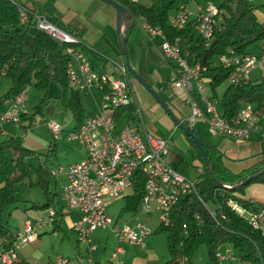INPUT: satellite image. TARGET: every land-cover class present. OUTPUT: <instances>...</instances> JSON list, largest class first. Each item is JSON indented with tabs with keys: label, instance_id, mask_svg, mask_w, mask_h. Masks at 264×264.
<instances>
[{
	"label": "trees",
	"instance_id": "trees-1",
	"mask_svg": "<svg viewBox=\"0 0 264 264\" xmlns=\"http://www.w3.org/2000/svg\"><path fill=\"white\" fill-rule=\"evenodd\" d=\"M116 1L125 6L134 17L141 15L152 26L161 28L168 41L174 42L177 39L180 49L188 52V62L199 63L203 67L201 74L208 81L210 93L208 97L217 100V110L222 117L232 118L245 103H251L254 109L259 110L264 116V81L249 79L242 83H229L227 76L230 68L219 62L221 54L232 50L235 54L243 55L250 52L249 46L252 43L261 42L264 38V26L254 12L253 3L248 0H223L220 3V7L224 9L222 21L214 27L210 37H203L197 33L192 23H188L183 28H176L169 23L170 12L176 4L189 0H150L148 5L139 1ZM30 10L35 11L33 8ZM45 14L51 21L78 36L79 33H74L55 16ZM133 26L134 22L127 29ZM125 30L123 29V35L126 40ZM65 46L64 43L37 29L33 15H29L27 22L21 23L18 7L12 0H0V75L10 80L9 88L0 94V102L15 97L27 85L46 91L50 81L54 80L63 92L70 90L68 107L76 123L80 124L88 118L79 100L78 88L70 87L68 82L66 67L70 56ZM214 57L218 59L216 64H213ZM113 74L118 75L119 73L117 71ZM126 75L131 101L116 110L115 118L123 113L128 114V119L136 117L137 106L133 102L131 86V80L135 78L127 69ZM225 80L227 84L218 95L217 87ZM193 94L194 98L199 101V94ZM47 99L44 93L34 111L30 115L22 112L20 118L28 120L30 124L37 114H42ZM199 103L202 104L200 101ZM261 130L264 134V124ZM195 133L202 137L196 131ZM185 138L196 152L202 169L195 179L196 190L181 194L172 207L169 222L166 224L159 222L156 226V230L166 232L168 258L164 264H193L194 242L202 223L208 225L207 257L212 263L218 261L216 253L219 246L225 243L236 248L240 261L264 264V235L228 203L230 199L246 208H256V205L249 202V198L243 196V191L245 186L251 182L264 183V170L245 183L241 181L264 166V155L261 160L246 169L231 171L224 165L219 151L202 137L206 157L213 172L211 174L193 138L186 134ZM54 146H56L54 138L50 141L46 152L28 148L23 144L20 136H10L0 140V171L7 160L8 153L12 152L13 155L12 171L0 186V245L3 247L2 251L11 248L15 241V236L3 224L2 216L7 206L16 200L15 185L17 183L28 179V185L40 188L43 201L41 203L32 202V206L46 209L58 202L55 199L57 193L52 189V186L56 184V179L50 167L46 165L48 158L54 155ZM39 155H43L44 160H38L36 164L29 161V157L39 158ZM175 168L186 175L182 168ZM144 180V175L140 171L134 173L130 191L124 195L126 204L123 208L125 210L131 212L138 210L144 194ZM63 207L62 204L54 208L55 229L59 227L58 217L64 214Z\"/></svg>",
	"mask_w": 264,
	"mask_h": 264
},
{
	"label": "built area",
	"instance_id": "built-area-1",
	"mask_svg": "<svg viewBox=\"0 0 264 264\" xmlns=\"http://www.w3.org/2000/svg\"><path fill=\"white\" fill-rule=\"evenodd\" d=\"M138 2L139 0H130ZM188 2L180 1L169 15V23L176 28H183L192 23L198 34L210 37L214 27L222 21L224 9L208 3L205 8L198 4L188 9ZM15 3V2H14ZM21 23L28 21L33 15L37 29L52 38L64 43L70 59L66 67L68 82L73 87L94 85L102 91L100 112L86 118L82 123L66 133V138L76 140L86 151L85 156L72 162L66 169V182L63 185L62 199L64 205L79 215L70 221L71 229L77 239L87 245V264H94L91 251L96 248L92 232L99 228H112L118 242H129L140 247L145 246L146 237L151 233L150 227L142 222L128 223L122 221L116 227V220L106 212L105 199L127 194L130 191L134 173L140 171L144 175V194L139 203L142 212L148 214L152 209L158 211L160 223L169 222L171 210L181 194L196 190V181L179 172L171 164L168 139L149 132L143 123L140 126L129 123L122 125L117 131L115 112L130 103L129 84L124 63L117 64L118 75L93 69L88 58L78 47L81 40L78 36L51 21L44 12L31 11L24 4L16 3ZM141 27L150 36L160 35L163 55L174 58L177 62V73L173 77L174 87L191 88L196 85L199 101L190 99V113L182 120L193 126L197 120L207 123L210 134H223L235 139H245L250 135L254 125L260 122L262 114L254 109L251 103H245L230 119L222 117L217 110V102L202 93L204 76L199 63L191 64L187 60V51H182L177 39L168 41L161 28L152 26L143 16H138ZM264 26V21H261ZM219 62L230 68L227 81L232 84L246 82L254 69L264 70V38L260 42L258 53L248 52L235 54L232 50L219 56ZM21 91L12 98L13 105L0 112V124L4 121L16 122L20 119V108L24 97ZM140 108H136V115ZM107 111V112H104ZM51 135H60L62 126L53 119L46 121ZM53 173V171H51ZM256 205L249 209L228 200V203L248 222L264 235V204L249 199ZM45 218L34 222L27 221L22 232L15 236L14 244L0 253V260L12 262L16 258V249L23 243L32 242L37 238L36 226L53 225L55 209L48 208ZM124 251L117 245L111 253V259L118 261ZM217 262L220 264L227 253L217 251ZM54 264H85L75 262L73 258L58 254ZM247 264H254L247 262Z\"/></svg>",
	"mask_w": 264,
	"mask_h": 264
},
{
	"label": "crops",
	"instance_id": "crops-1",
	"mask_svg": "<svg viewBox=\"0 0 264 264\" xmlns=\"http://www.w3.org/2000/svg\"><path fill=\"white\" fill-rule=\"evenodd\" d=\"M31 1L33 5L32 7H29L30 9L33 8L35 9V11L45 12L48 15H53L62 24L69 27L74 33H79L78 38L81 40V42L78 44V47L86 55L93 69L101 72L103 71L107 73H113L118 71L117 64L124 63V57L120 51L117 42L116 32H115V11L110 4L102 0H31ZM248 1L253 3V1H257V0H248ZM259 1L261 2L260 6L257 7V5L255 4L256 7L254 9V12L257 18L259 19V21L261 22L264 21V0H259ZM36 2H38L40 5L39 9H37ZM22 4L25 5V3ZM45 7L46 9H44ZM124 30H125L124 34L126 35L128 56L131 65L148 81V83L151 84V86L156 90L157 93L158 90L156 86L160 89H165L168 87V91L170 92L168 99L163 97L162 95L160 96L169 104L175 115L181 121L184 120V118L190 113V112L187 113V111H185L184 109L185 104L189 106V110H190V99L195 97L193 93L198 94L196 85L192 83L191 88L174 87L173 77L177 73L178 65L174 58H169L163 55L160 46L162 37L160 35L151 36V37H158L159 41L158 43H155L154 41L151 40L150 37L148 36L143 37L141 33L137 32L135 23L133 28L127 29L126 27L124 28ZM259 46H260V42H259ZM51 81L49 83V88H52L54 90V95L56 96L57 99L68 93L69 90L63 92L56 81H55L56 82L55 85H52L53 83H51ZM204 82H207V89H208V81L204 79ZM170 85H171V89L169 88ZM9 86H10V80L5 76L0 75V94L5 92L9 88ZM131 86L133 89V94L136 97V99L133 98L134 103L139 104L138 102L139 99H137V93H138L139 96L142 95L150 102V103L145 102L144 105L148 106L150 104V106H152V104L157 103L158 108L161 107L159 103L150 95V93L137 80L132 79ZM204 90L205 87L203 89V94H204ZM23 91L25 94L23 98L28 99L31 94L29 87ZM91 92L95 104L92 110H90L92 112L91 114L86 113V109L84 106L85 114L87 117L93 116L100 112V105H101L100 99L102 98L101 97L102 91L99 88H97L95 92L93 90ZM49 94L53 95L52 92H50ZM204 95L209 96L210 93ZM39 98L40 97H37V99ZM213 100L216 99L214 98ZM12 105H13L12 98L7 99L2 103L0 102V112L11 108ZM139 108H140L139 114H137L136 117L134 118L128 119L127 113H123L117 116L116 118L117 128H115V131H117L122 125L127 123L137 126H140V124L143 123L142 125H144V127L149 132L158 135L159 134L158 131H159L160 136L162 135V137L168 139L169 137L165 136L167 132H164V134H162V132L157 128V126H152L147 124V121L145 122L144 117L141 115L142 109L141 107ZM150 108L151 107H149V111ZM157 110L158 109H155L153 111H157ZM49 111H52L50 115L53 116H50V118L46 119L42 115L43 114L42 112L41 117H38L39 114H37V116H35L34 120L30 124L28 123V120L21 118L18 121H16L18 122V124L12 121L2 122L0 124V140L7 139L10 136H20L23 140V144L28 148L38 152H46L50 141L54 138L46 126V121L49 119H53V120L56 119V121L62 123V121H64L67 118V114H69L70 112V110L67 111V109L63 108L60 102L58 101L53 103V107ZM25 113L27 115L31 114L28 111H26ZM263 118L264 116L261 117L260 121H262ZM263 124L264 123L259 122L257 125H254L250 131L249 137L245 139H235L231 136H227L223 134H210L207 130V123L204 120H197L193 126L195 127L194 132L196 131L198 134H200L208 143H210L213 147H215L217 151H219V153L222 155V161L227 168H229L231 171H240L255 164L256 162L261 160L264 155V134L263 131L261 130ZM173 125L177 127V125H175L174 122ZM179 130L181 132V135L180 134L177 135L173 142L174 144H176L177 149L173 150L172 146L169 145V141H168L171 164L174 166V168L175 167L182 168L187 177H189L187 175V171L191 164L193 167H195V174L198 175V173L202 169V164L198 159L197 154L194 151L193 147L189 145L188 141L186 140L185 133L180 128ZM60 135L54 138V140L56 141L57 138H62L63 136L66 137V133L63 136ZM77 146H78V149H76L77 154L71 162H69L67 165L63 166L60 169L58 168V170L50 167V171H53L52 174L55 176V179L57 175L60 174L59 171L62 170V174L64 178L63 185L66 182L67 166L70 163L78 161L85 156L86 153L85 149L79 146L78 144ZM57 181L58 178L56 179V182ZM3 183L4 182H0V186ZM243 196L252 199L257 203L264 204V183L251 182L247 184L244 188ZM42 201H43V196L37 195L36 202L41 203ZM30 206L38 209V211L34 213L26 214L25 219L23 218V220L22 219L19 220L18 224L16 225L15 231L11 230L10 227L6 225L14 236L22 232L24 228V224L27 221L34 222L38 219L45 218L47 214L46 209H39L36 206H32V202ZM69 211L72 210L69 209L68 207L66 209L63 207L62 212L64 214L59 216L57 220V224L59 225L58 229H55V224H56L55 221L53 225L45 224L42 225L41 227L44 226L48 227L52 232V234L55 236H57L58 233L61 231L59 235L60 240L65 237L71 239L68 235L67 230L63 229L59 222L60 217L65 216L67 221V228L73 231L70 227V221L75 219L79 214L75 212L69 215L68 214ZM136 212L139 213L141 212V214L144 217L141 218L140 220L136 219L134 220V222L142 220V222L150 225L151 224L150 215L153 212L154 217L152 216V222L157 221V225H158L159 223L158 211L156 209H152L148 214L142 212L140 208H138ZM136 212H132V213L135 214ZM99 229H103V228H99ZM96 230L97 229H95L92 232L93 233L92 236L94 240L100 238V235L97 233ZM45 231L47 230L38 232L37 238L32 242H28V247L21 248L19 247L20 246L19 245L18 247L20 251L19 252L16 251V258L12 262L7 263L0 260V264H13V263L31 264V262L32 264H54L55 256L60 253L52 252V255H49L52 249L49 250L45 247L43 249L41 248L40 238H41V234L45 233ZM75 236H76L75 242H73L72 245L75 248V250H78L80 243H82V241H79L77 239L76 233ZM147 238L148 237H146V239ZM55 244L57 245V241L55 242ZM96 248H97V243H96ZM2 249L3 247L0 245V253ZM123 249L124 251L120 253L121 255L119 254L118 256L119 262L116 261L117 264H127L126 256L121 258L122 254L126 253L124 247ZM228 250L229 249L227 247V244L225 243L221 244L218 248V252L224 254L227 253ZM87 251L88 248L87 245L85 244V253L78 252V255L75 253L74 257L72 256L73 260L75 262H82L84 260L87 261L86 258ZM206 258L207 261L204 264H211L212 262L209 260V258L208 257ZM227 258H232L231 254L229 257H223L219 261L220 264H222V261ZM110 261H112V259H110ZM130 261H131L130 264H139L140 258L135 254L134 256H130ZM96 262L98 263L99 261L96 260Z\"/></svg>",
	"mask_w": 264,
	"mask_h": 264
},
{
	"label": "rangeland",
	"instance_id": "rangeland-1",
	"mask_svg": "<svg viewBox=\"0 0 264 264\" xmlns=\"http://www.w3.org/2000/svg\"><path fill=\"white\" fill-rule=\"evenodd\" d=\"M12 1L15 3H20V4L25 3L27 7H32L33 5L31 0H12ZM222 1L223 0H195V1H191L188 3V9H193L197 4L201 6L202 8H205L208 5V3H212L215 6H220V3ZM139 2L148 5L150 3V0H139ZM260 3L261 2L259 0L253 1V4L254 5L256 4L257 7L260 6ZM36 6H37V9H39L40 5L38 2H36ZM170 14H172V11L170 12ZM134 23H135L137 32L141 33L143 37L148 36L151 38L152 41H154L155 43H158L159 41L158 37H151L148 35L147 32L143 30V28L141 27V21L138 16L134 18ZM259 48H260L259 42H254L249 46L250 52H253V53H258ZM212 60H213V64L218 63L217 57H214ZM250 79L254 81H261V80L264 81V70L260 68L252 70V72L250 73ZM51 83H53L52 85H55L56 82L51 81ZM226 84H227V81L225 80L223 81V83H221L217 87L218 95L221 94ZM202 85H203V89L205 87L204 94H209V90L207 89V82L203 81ZM28 87L30 89L31 94L28 99L23 98L22 106H19L20 113H22L23 111L25 112L28 111L32 113L34 111L35 106L38 104V102L40 101V98H42L44 93H46L48 97L47 102L43 107L42 115L44 116V118L47 119V118H50V116H53V115H50L52 111H49V110L53 107V103L57 101L60 102L63 108L69 111V107H68V98H69V93H70L69 89H68L69 90L68 93H66L65 95L57 99L56 96L54 95V90L52 88H49V86L46 89V91L38 90L32 85L25 86L24 90H26ZM70 87H73V86L70 85ZM77 88H78L79 100L81 104L83 105V107L85 106L86 113L91 114L92 112L90 110H92L95 104L93 101L94 99H93V95L91 91L93 90L95 92L97 90V87L94 85H82ZM156 88L158 90L159 95H162L163 97L168 99L170 95V92L168 91V87L167 88L164 87L165 89H160L156 86ZM169 88L171 89V85ZM50 92H52L53 95H50L49 94ZM202 93H203V90H202ZM37 97H40V98L37 99ZM101 97H102V94H101ZM133 98L136 99L134 94H133ZM137 99H139L138 100L139 104L138 103H137L138 105L136 103L135 104L137 108L141 107L142 109L141 115L144 117L145 122L147 121V124L152 125V126H157V128L162 132V134H164V132H167L165 136L169 137L168 138L169 145L172 146L173 150L177 149L176 144H174L173 142L177 135L179 134L181 135L179 128L173 125L171 118L167 115V113L164 112L162 107L158 108L157 103L152 104V106H150V104L148 106L144 105L145 102H148V103L150 102L142 95L139 96L138 93H137ZM149 107H151L150 111H149ZM155 109H158V110L153 111ZM184 109L185 111H187V113L190 112L189 106L187 104H185ZM104 112H107V111H104ZM71 115L72 114H70L69 112V114H67V118L64 121H62V123L56 121L55 119V121L62 126L60 136H63L67 132L70 133L72 129L77 125L75 118ZM38 117H41V115H38ZM261 122L264 123V118ZM16 123L18 124V122ZM116 128H117V124H116ZM158 133L160 134L159 131ZM159 134L157 136L162 137V135L160 136ZM55 144L56 146H54V149H55L54 155L48 158V160L46 161V165L58 170V168L59 169L62 168L63 166L67 165L69 162H71L75 158L77 154L76 149H78V146H77L76 140L67 139L65 136H63L62 138H57L55 141ZM12 156H13L12 152H9L7 155V160L3 164V167L0 171V182H4L5 178L12 171ZM38 160H44L43 155H39V158L37 156L29 157V161L35 164L38 162ZM59 172L60 174H58L56 177V179L58 178V181L56 182L55 185L52 186L53 191L57 193V196L55 199L58 200V202L52 204L49 208H58L60 207V205L62 204L64 205V202L62 199V195H63L62 185L64 182V178H63L62 170H60ZM187 175L193 179L196 178L197 176L195 174V167H193L191 164L188 168ZM27 183H28V179H25L24 181L17 183L15 185L16 200L7 206L2 216L3 224L9 226L10 229L13 231L16 230V225L18 224L19 220L21 219L23 220V218L25 219L26 214L34 213L38 211V209L31 207L30 205H31V202H36L37 195L43 196L38 186H35V185L30 186ZM125 204H126V198L123 195L105 199V209L107 213H109L114 219H116V224H115L116 227L119 226L120 223L124 220L131 223V222H134V220L136 219L140 220L141 218L144 217L141 214V212L140 213L136 212L135 214H133L131 211L125 210L123 208L125 207ZM64 208L66 209L67 207L64 205ZM47 209L48 208H46V210ZM73 213H75V211L68 212L69 215ZM152 216L154 217L153 212L150 215L151 224L150 225L147 224L150 227L151 233L147 236L148 238L145 240L144 247H140L138 245L131 244L129 242L119 243L112 228L97 229L96 231L100 235V238L97 240H94L92 236L93 241L94 242L96 241L97 243V248L91 251L93 261H95L94 264H117L116 259L112 261H110V259H111L112 251H114L116 246L119 244L122 245L126 250V253L122 254L121 258L126 256L127 264L131 263L130 256H134L135 254L140 258L139 264H164L165 260L168 258L166 232L161 231V230H156L157 221L152 222ZM59 222L62 228L67 230L68 235L71 239H68L67 237H65L60 240L59 235L61 231L58 233L57 236H55L52 234V232L50 231L48 227L36 226L37 234L38 232L47 230L45 231V233L42 232L43 234H41V238H40L41 248L43 249L45 247L49 250L52 249L49 255H52V252L54 253L57 252L62 255H69L71 258L72 256L74 257L75 253L77 255H78V252L85 253V243L83 242L80 243L78 250H75V248L73 247L72 244L73 242H75L76 236H75V232L67 228L66 217L65 216L60 217ZM199 228H200V231L197 234L195 238V242H194L195 249H194V255L192 257L193 264H204L207 261L206 260L207 259L206 258L207 257L206 238H207V232H208V225L202 223ZM56 241H57V245L55 244ZM19 247L21 248L28 247V243L27 244L23 243ZM19 247L16 249L17 252L20 251ZM227 247L230 251L232 258L224 259L222 261V264H247V262L239 260L238 251L236 250V248H234L230 244H227ZM96 260H98L99 262L97 263ZM82 262L85 264L88 263V261L86 260Z\"/></svg>",
	"mask_w": 264,
	"mask_h": 264
},
{
	"label": "water",
	"instance_id": "water-1",
	"mask_svg": "<svg viewBox=\"0 0 264 264\" xmlns=\"http://www.w3.org/2000/svg\"><path fill=\"white\" fill-rule=\"evenodd\" d=\"M108 4H110L115 11V32L117 37V42L120 48V51L124 57V64L126 69L131 73V75L150 93V95L159 103V105L163 108V110L167 113V115L172 119L175 125L179 127L186 135L193 138L198 148L200 149L205 165L208 168L209 172L212 174V170L210 169L209 160L206 157V153L203 147V138L197 135L194 132V126L184 124L173 112L169 104L156 92V90L151 86L150 83L131 65L128 56V49L126 45V40L123 35V29L130 26L134 22L133 14L121 3L116 0H102ZM264 170V166L259 169L256 173H253L251 176L245 177L241 183H245L250 180L251 177H254L261 173Z\"/></svg>",
	"mask_w": 264,
	"mask_h": 264
}]
</instances>
